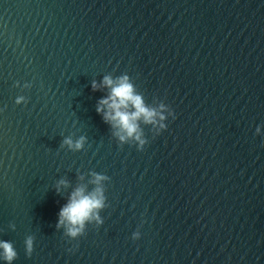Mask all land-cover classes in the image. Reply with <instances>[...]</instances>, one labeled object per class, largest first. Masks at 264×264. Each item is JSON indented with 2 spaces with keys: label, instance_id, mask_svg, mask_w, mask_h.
Wrapping results in <instances>:
<instances>
[{
  "label": "water",
  "instance_id": "95a60500",
  "mask_svg": "<svg viewBox=\"0 0 264 264\" xmlns=\"http://www.w3.org/2000/svg\"><path fill=\"white\" fill-rule=\"evenodd\" d=\"M125 74L168 117L143 151L96 111ZM79 187L104 223L72 240ZM0 240L13 264H264V0H0Z\"/></svg>",
  "mask_w": 264,
  "mask_h": 264
},
{
  "label": "clouds",
  "instance_id": "9594fccd",
  "mask_svg": "<svg viewBox=\"0 0 264 264\" xmlns=\"http://www.w3.org/2000/svg\"><path fill=\"white\" fill-rule=\"evenodd\" d=\"M19 86V82H17ZM26 88L31 87L30 83H25ZM102 88H109L110 94L101 99L97 105L96 111L101 114L106 123H109L117 131L114 135L118 137L121 146L128 140L134 139L138 142V150L143 151L148 144L147 139H142L143 132L140 129L139 121L143 119L145 124L157 126L156 135L165 131L168 127L166 121L168 117L162 111L158 112L154 108L145 105L143 97L136 94L134 85L130 82V77L125 74L117 79L111 76H105L102 83L92 82L93 91H100ZM28 97L19 96L16 99L17 104H26ZM165 105L162 103L160 108ZM169 115L175 119V113L170 106ZM134 109V110H133ZM256 133L260 134V127H257ZM86 138L81 136L78 140L73 141L71 137H65L62 146L67 145L72 150H81L84 147ZM95 179L92 183L100 185L102 181L108 179V176L93 173ZM67 181L61 180L57 184V192L63 187H67ZM105 195L102 187L95 188L94 191L86 193L84 187L77 188L70 197L69 202L64 205L59 212V222L57 229L64 227L65 235L72 240H77L86 234V225L95 222L96 226L103 225L104 219L101 218V211L105 209ZM15 229V224L10 225ZM141 232L137 230L133 233L132 239L139 240ZM34 236H28L25 240L26 254L30 257L34 251ZM0 259L7 264H13L18 258V252L14 244L10 241L0 240Z\"/></svg>",
  "mask_w": 264,
  "mask_h": 264
}]
</instances>
